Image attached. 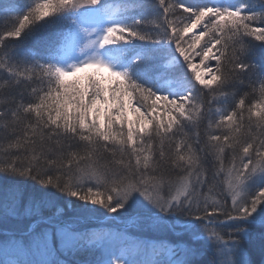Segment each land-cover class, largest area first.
<instances>
[{
    "label": "snow or ice",
    "instance_id": "snow-or-ice-1",
    "mask_svg": "<svg viewBox=\"0 0 264 264\" xmlns=\"http://www.w3.org/2000/svg\"><path fill=\"white\" fill-rule=\"evenodd\" d=\"M144 7L0 0V176L38 186L0 190V254L11 257L0 264H82L76 257L95 253L92 264H200L206 252L210 264H252L248 251L264 248V0H151V15L136 12ZM79 9L92 17L37 36L20 59L3 50ZM132 41L163 42L171 58L145 50L117 68L98 54ZM89 48L96 51L79 62L59 63ZM174 64L189 85L179 92L131 71L171 84ZM51 192L94 205L123 227L91 224ZM168 236L175 242L160 239ZM141 248L151 255L136 258Z\"/></svg>",
    "mask_w": 264,
    "mask_h": 264
},
{
    "label": "trees",
    "instance_id": "trees-1",
    "mask_svg": "<svg viewBox=\"0 0 264 264\" xmlns=\"http://www.w3.org/2000/svg\"><path fill=\"white\" fill-rule=\"evenodd\" d=\"M228 2L235 3L236 0H227ZM36 3H42L43 0H35ZM114 2H118V0H114ZM184 3L193 6V5H197L200 3H203L204 0H183ZM151 3V0H145V7L141 8V9H137L136 12L138 14L141 15H151L152 14V10L148 7V4ZM64 20V21H63ZM62 22L66 23V19H63L61 17V14L57 15L56 17H52L49 18L48 21L46 23H42V25L40 27H38L35 30V33L33 36L27 37L25 39H21V40H16V41H9L7 43H5L2 48L3 50H10V55L14 58V59H20L21 58V53L22 50L25 49L26 47H30L32 45H34L36 37L37 36H51L57 32L62 31L63 29H65L66 25L62 26ZM2 26V25H0ZM30 27V26H28ZM145 31H147V29H145ZM109 47L111 50L115 51L118 53V56L115 58V60L118 62V64L123 67V66H127L129 63V60L132 56L141 53L145 50H153L156 54H158L161 58L167 59L168 55H172V53L170 52V50L165 46V44H158V45H154L152 43L146 42V43H139L137 41H132L129 43H117L114 45H109L107 46ZM5 57L3 55V52H0V61L4 60ZM198 61V58H197ZM165 61H162V64L164 65ZM211 65V63H210ZM173 67L175 68V72H176V79H182V80H186L187 78L184 76V73L186 71V69L183 67L182 64H174ZM168 68V67H167ZM171 68V67H170ZM169 68V69H170ZM132 74L133 75H139L141 79H150L152 84L161 89L162 86V82L163 80H157L154 76H147V75H143L140 73L139 69L136 66H132L131 68ZM6 72L3 70H0V84H3L4 79L6 78ZM5 97L0 95V99H4ZM0 135H2V133H0ZM6 141H4L3 143H0V162L4 161L6 159V155L4 152V148L6 147ZM208 158H206L203 162L204 167L209 169V167H211L209 170H211V173L208 170V175L211 177V175L213 174V172L215 171L213 165L216 163V161L214 160V156L209 155L207 156ZM120 159V155L119 153H117L116 156V160ZM127 160H124V163H126ZM215 162V163H214ZM4 180V181H2ZM0 181L10 185V186H20L23 187L29 191L33 190L34 188L38 187L36 185L33 184L32 181H16L11 177H2L0 176ZM6 181V182H5ZM9 181V182H7ZM167 191V189L165 188V192ZM50 195L55 198L58 199L62 206H65L68 212H75L77 215L84 217L86 220H88L89 223L91 224H97L94 221H90L89 219H101L103 217V210H96L94 205L91 204H84L81 201H77L74 198H69L66 195L65 196H61L59 193H55V192H51ZM69 204H71V207H67ZM184 219H191V218H184ZM105 222H101L99 224H110L108 225V228L111 229H117V228H122L123 225L116 223L115 221L112 220H104ZM109 221L111 223H109ZM105 229L102 227V231H104ZM129 231L132 232L134 235L136 234V229L129 225ZM160 239L166 240L168 243H174L175 242V238L172 236H168V237H160ZM257 246H261L259 243L255 244L254 246H252V248L248 251V259L252 262V264H264V258L261 257V249H257ZM110 249H106L105 252L106 253H110ZM117 251H120L119 249H117ZM263 254V253H262ZM86 254L79 256L78 258L80 259H85ZM88 255V254H87ZM93 258L98 255V253L95 254H90ZM151 253L150 251H145L143 248H141L140 250H138L135 253L136 258H143L144 256H150ZM183 254L181 252H177L176 254V259L180 260L182 258ZM210 256L211 253L210 252H206L204 256L200 257V264H210ZM5 259V256L3 254H0V260ZM78 260V259H77ZM94 261V260H93ZM82 264H85L82 262ZM88 264H91V260H88Z\"/></svg>",
    "mask_w": 264,
    "mask_h": 264
},
{
    "label": "rangeland",
    "instance_id": "rangeland-1",
    "mask_svg": "<svg viewBox=\"0 0 264 264\" xmlns=\"http://www.w3.org/2000/svg\"><path fill=\"white\" fill-rule=\"evenodd\" d=\"M216 2H217V3H220V4H224V0H216ZM61 15H62V17H67V16L72 15V12L62 13ZM87 18H88L87 15H84V16H83V19H87ZM197 30H198V29H194L193 31H197ZM137 42H139V43H146V42H142V41H137ZM160 44H163V42H161ZM105 48H106L107 53H105L102 49H100L99 52H98V54H99L104 60H106V61L112 63L114 67L120 68L121 66H120V65L118 64V62L115 60V58L118 56V53L115 52V51H113V50H111V49H110L109 47H107V46H106ZM93 51H96V50H95V49H91V48L86 49L84 53H77L76 55H74V56L71 57V58H63V59H61V60L59 61V63H61L62 65H66V64H69V63H73V62H79L80 60L84 59L85 56H90V55L93 53ZM76 56H83V57L80 58L79 61L72 60V59H73L74 57H76ZM170 58H171V56L168 55V58H167V59H170ZM65 60H69V62H67V61H65ZM167 62H168V61H167ZM196 62L198 63L197 60H196ZM168 65H170V64L168 63ZM210 66H211V65H210ZM90 71H92V69H87V70H86V72H90ZM80 75H83V73H81ZM68 79L71 80L72 77H69ZM188 86H189V85H188V81H187V79H186V80H185V79H184V80H182V79H174V80L172 81L171 84L165 83V82L163 81V82H162V86H161V90H162V91L179 92V91H182L184 88H187ZM127 115H128L130 118H135V117H134V114L132 113L131 110L128 111ZM204 123L206 124L207 121H205ZM202 131H203V126H202ZM214 160H215V159H214ZM214 163H215V162H214ZM203 164H205V163L203 162ZM228 166H230V164H229V163H226L225 167H228ZM205 167H206V166H205ZM210 168H211V167H209V169H210ZM209 169H207V170H209ZM209 172L211 173V170H209ZM221 179H224V177L221 176ZM2 181H4V180H2ZM2 181H0V190H3L4 188L10 186V185H8V184L2 182ZM5 182H6V181H5ZM7 182H9V181H7ZM206 191H207V189H206ZM173 194H175V192H174ZM214 196H215V190H214L213 192L209 193V197H210V198H212V197H214ZM89 220H90V221H94V220H95V221H98V222H105L103 217H102L101 219H94V218H92V219H89ZM87 221H88V220H87ZM109 223H111V222L109 221ZM229 226H230V225L225 224L223 227H225V229H226V228L229 227ZM106 227H108V225H107ZM257 247H258L257 249H261V257L264 258V248H262L261 246H257ZM262 253H263V254H262ZM98 255H99V253H98ZM7 258H11V257H6V256H5V259H7ZM84 258H85V259H80V258L76 257V259L82 261V262L85 263V264H88V260H91V264H92L93 260L95 259V257L93 258L90 254H88V255L86 254Z\"/></svg>",
    "mask_w": 264,
    "mask_h": 264
}]
</instances>
